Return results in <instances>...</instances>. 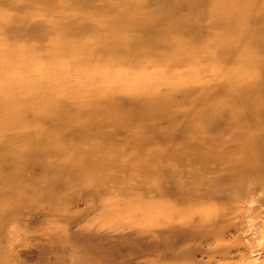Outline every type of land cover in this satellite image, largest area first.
<instances>
[{
	"label": "rangeland",
	"instance_id": "rangeland-1",
	"mask_svg": "<svg viewBox=\"0 0 264 264\" xmlns=\"http://www.w3.org/2000/svg\"><path fill=\"white\" fill-rule=\"evenodd\" d=\"M263 85L264 0H0V264H264Z\"/></svg>",
	"mask_w": 264,
	"mask_h": 264
},
{
	"label": "bare ground",
	"instance_id": "bare-ground-1",
	"mask_svg": "<svg viewBox=\"0 0 264 264\" xmlns=\"http://www.w3.org/2000/svg\"><path fill=\"white\" fill-rule=\"evenodd\" d=\"M252 41L255 42L254 36L244 37V38L242 37V39L239 40L238 43H239V45H248L249 42L252 43ZM60 45H61V43H60ZM241 77L242 76H239V79H242ZM238 88L241 89V90H245L246 89L245 86H239ZM249 88L252 91L261 89V88H257L256 85H250ZM96 94H98V93H96ZM235 98L236 97L230 96L229 99H226V101L223 104H219V106H216V108H218L219 111L214 112L213 117H212L213 118V122L215 124V127L219 124V126L224 127V128H234L229 133V136H226L224 138L221 137L219 139V140H221L222 143H219V140H217L218 144H217V142L214 141V145H215V147H217L216 151L219 152V153L221 152V154L222 153H227L229 147L234 148V145H239L240 142L243 143V144H244V141H246L247 143H250V142L252 143V141L255 142L256 140H258L259 144L261 142H264V138L261 139V137H260V133L261 132L264 133V131H261L260 129L257 128V132L253 135V137L252 136L251 137H247V135L243 134V130L242 129H238L239 121H242V123H244L243 121H244L245 117H247V119H248V124L249 123H253L252 120H251L253 113H252V110H250V109L252 108L251 106L256 103L255 99L253 101H251V102H248L249 104L246 105V107H245V108H249V109H246L248 112H250L249 114H238V113H235L236 110H234V111L231 112L230 115H227V114L223 115V110L222 109H224L225 107H229L228 103L231 100H234ZM259 102H263L264 103V93L261 94V98H260ZM261 105H262V107L256 112H260V110H262L261 113L264 112V104H261ZM263 136H264V134H263ZM205 141L206 140H204V142ZM196 151H202V149L198 148ZM194 159H196V158H194ZM246 161H248V160H246ZM246 161H244V162H246ZM231 166L232 167L235 166L234 169H240V168H243V166H245L246 167L245 170L246 169L251 170L250 168H248V163L247 162L245 164L242 163V162L241 163H236V164L230 165V167ZM174 216H176L175 213H174ZM200 235H202V234H200Z\"/></svg>",
	"mask_w": 264,
	"mask_h": 264
}]
</instances>
